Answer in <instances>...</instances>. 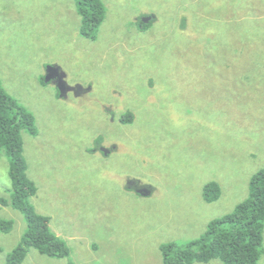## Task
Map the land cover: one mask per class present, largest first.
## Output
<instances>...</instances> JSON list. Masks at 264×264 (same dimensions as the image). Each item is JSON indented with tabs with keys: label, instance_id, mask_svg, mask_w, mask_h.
I'll list each match as a JSON object with an SVG mask.
<instances>
[{
	"label": "rangeland",
	"instance_id": "1",
	"mask_svg": "<svg viewBox=\"0 0 264 264\" xmlns=\"http://www.w3.org/2000/svg\"><path fill=\"white\" fill-rule=\"evenodd\" d=\"M101 1L90 40L75 0H0V83L38 130L21 131L29 202L69 251L29 249L22 264H162L161 245L199 238L264 167V0ZM9 167L3 153L7 202ZM0 221L7 264L26 222L1 203Z\"/></svg>",
	"mask_w": 264,
	"mask_h": 264
},
{
	"label": "trees",
	"instance_id": "2",
	"mask_svg": "<svg viewBox=\"0 0 264 264\" xmlns=\"http://www.w3.org/2000/svg\"><path fill=\"white\" fill-rule=\"evenodd\" d=\"M76 11L81 20L80 35L94 40L104 20L101 0H75ZM150 24L142 23L145 29ZM43 81V79H42ZM133 120L128 113L121 121ZM35 137L38 130L34 116L3 89L0 83V156L10 159V201L0 199L4 206L19 210L26 222V231L17 247L6 256L7 264H22L29 249H35L49 258L69 256L65 243L50 230V218L37 213L30 204L37 187L27 175V162L23 154L21 131ZM203 199L207 203L217 201L221 186L211 181L204 185ZM11 221H0V231L12 229ZM264 167L252 175L248 198L235 209L207 225L197 239L183 246L167 243L160 246L162 264H208L220 260L222 264H258L264 253ZM71 264V263H70Z\"/></svg>",
	"mask_w": 264,
	"mask_h": 264
},
{
	"label": "clouds",
	"instance_id": "3",
	"mask_svg": "<svg viewBox=\"0 0 264 264\" xmlns=\"http://www.w3.org/2000/svg\"><path fill=\"white\" fill-rule=\"evenodd\" d=\"M169 119L175 126H180L182 123L181 114L177 111H172L169 114Z\"/></svg>",
	"mask_w": 264,
	"mask_h": 264
},
{
	"label": "water",
	"instance_id": "4",
	"mask_svg": "<svg viewBox=\"0 0 264 264\" xmlns=\"http://www.w3.org/2000/svg\"><path fill=\"white\" fill-rule=\"evenodd\" d=\"M149 20H150V19H147V20L145 21V24L149 23ZM49 79H50V77H47V78H46V81H48Z\"/></svg>",
	"mask_w": 264,
	"mask_h": 264
},
{
	"label": "crops",
	"instance_id": "5",
	"mask_svg": "<svg viewBox=\"0 0 264 264\" xmlns=\"http://www.w3.org/2000/svg\"><path fill=\"white\" fill-rule=\"evenodd\" d=\"M224 41H225V40H224ZM224 41H223V42H224Z\"/></svg>",
	"mask_w": 264,
	"mask_h": 264
}]
</instances>
